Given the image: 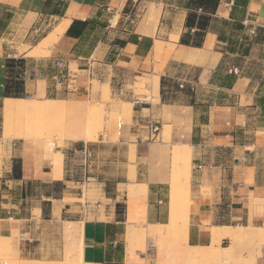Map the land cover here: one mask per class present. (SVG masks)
Here are the masks:
<instances>
[{
	"label": "crops",
	"instance_id": "crops-1",
	"mask_svg": "<svg viewBox=\"0 0 264 264\" xmlns=\"http://www.w3.org/2000/svg\"><path fill=\"white\" fill-rule=\"evenodd\" d=\"M188 1L148 0L140 19L130 0H0V108L8 98L6 84L16 79L29 96L64 94L78 101L88 95L92 78L110 87L116 82L117 95L132 104L134 91L143 88L141 79H151L154 101L132 108L137 126L128 132L135 159L131 184L146 186V223L166 225L172 146L161 142L160 131L150 136L146 124L162 127L165 121L182 119V142L175 146L191 149L187 241L203 246L212 226L264 223V214L249 213L250 197L255 202L264 198V0H220L199 46L179 42ZM151 13L154 21L143 22ZM188 31L193 35L198 29ZM179 66L186 71L177 72ZM31 71L36 76L27 78ZM60 72L63 78L57 83L54 77ZM43 100L50 137L54 113L61 107L57 99ZM83 143L54 151L61 153L56 164L43 149L12 143L0 164V236L25 231L28 253H34L36 238L25 226L33 209L40 211L41 221L62 220L74 209L68 199L79 195L83 180L106 185L97 173L104 162L87 143L92 156L89 166L83 165L76 152ZM126 183H113L105 220L95 214L82 221L85 261L117 264L123 259L125 214L116 206L117 186ZM55 204L58 214L53 213ZM6 242L15 256V246Z\"/></svg>",
	"mask_w": 264,
	"mask_h": 264
},
{
	"label": "rangeland",
	"instance_id": "rangeland-1",
	"mask_svg": "<svg viewBox=\"0 0 264 264\" xmlns=\"http://www.w3.org/2000/svg\"><path fill=\"white\" fill-rule=\"evenodd\" d=\"M146 1L148 0H137V2L130 0L131 4L135 2V7L130 5V9L134 12L135 8H137L140 19L142 15H144ZM145 21H154L152 13L150 17L145 16L143 22ZM122 23L126 24L127 21H123ZM174 67L175 66H173V68ZM176 69L179 73L186 71L185 68H181L180 66ZM151 83V79H141L138 85L143 88L134 91L136 98L143 99V95L145 94L147 100L154 101L153 92L150 89ZM117 86L118 84L116 82L110 87L107 81L92 78L90 80L88 95L81 98L82 100L80 101L64 94L55 95L50 93L46 96H32L37 101L46 98L57 99L58 105L61 107L54 113V120L52 121L53 126L49 127V131H53V134L50 137L46 135L47 119H45V111L44 118L40 120L43 123V140L39 141L24 138L30 131H34L33 127L35 126V122L33 118L13 116L9 120L8 125L5 126L2 108H0V164L8 151L13 148L12 143L14 141H23L33 147L36 146L43 149L46 156H51L53 158L52 163L54 164L57 163V160L61 156L60 152L53 154L54 151H58L66 146L69 147V144L75 146L80 144V142H86L87 144H90L92 151L94 150L97 159L100 162H104V165H101L98 168L97 173L102 177V181L106 182V185L103 186L97 180H83L78 189L79 195L74 199H68L75 203V207L66 215V217H69L65 219L63 218L61 220L60 218H57V220L52 223L44 222L40 219V211L33 209V218L30 221H26L25 226L26 230H28L27 227H30L34 238H36V241L33 242L38 245L36 250L34 253H28L27 244L19 242L18 240L19 229L13 230L9 237H0V264H23V261L25 260L31 261V263L28 264H70V262L67 261H71V257H75V252L79 245L82 244V240L80 239V234L83 230L82 221L86 219H94L96 217L95 214H98V218L100 219H106L105 216L107 215L109 208L112 206V200L107 199V197L112 196V192H114L115 189L113 183L116 180L128 182L117 186L120 200V203H118L120 206L117 207V211L121 216L122 214H125V228L120 237L122 252L119 254V257L122 256L123 259L117 264L125 263V253L128 245V226H132L136 229V234L133 235L131 240L134 243V255L138 263L162 264L161 259L163 258V263L165 262L164 264H170L169 262H171V260L169 261L167 258H172V255H170V249L174 245L181 246L185 252L184 256H190L189 252L191 251L186 249L192 247L189 246L190 244L187 241V229L189 224L187 211L189 188L188 186L186 187L185 184H182V181L181 186L178 188H172V182L174 181L172 178L177 177L179 172H181L179 168L182 161L174 154V146L182 142L184 121L182 119L165 121L159 130L160 135L158 138L161 142L172 146L169 205L172 201L174 209L170 210L168 223L162 226L166 231L163 236L147 234L150 224H146L145 221H143L141 213H136L137 215L133 222L129 223L126 221L128 199L127 190L132 185L140 187L142 184H131L133 183L132 169L135 159L133 156L134 146L128 138V132L137 126L133 121V104L128 99L117 95ZM145 86H147V88H144ZM106 89H108V95L105 93ZM24 96L29 95L26 94ZM91 111L94 112L89 113ZM66 127L70 132L80 133V139L76 140L68 138L69 136L64 132ZM189 152H191V149ZM190 169L191 164H189L188 167L189 172ZM182 173H180V178H183V176H181L183 175ZM40 203L42 202H37L36 205H39ZM44 203L42 205L43 208H45ZM57 207L56 204L53 206L54 214H58L59 212ZM249 207H251V209H249L250 214H264V198L255 202V200L250 197ZM71 218L77 219L78 222H69L68 220ZM240 225L247 226L246 224ZM248 226V229H251V226H256L257 230L264 234V223L254 225L249 223ZM141 229L144 230L145 233L144 246H141L140 236L137 233V230ZM6 240L10 245L12 244L15 246V256L10 254V247ZM230 243V239L221 234L214 242V246L218 251H222L223 248L228 247ZM207 245H203L201 246L202 248L200 247L197 249H203V247H207ZM253 247L256 251L259 249V255L261 253L260 256H255L256 259L254 263L262 264L264 262V240L260 243L243 241L238 245L236 252L232 256V260L236 263L240 260L249 263L250 258L247 256L246 252L250 250L249 248ZM199 264L212 263H208L207 260L201 259Z\"/></svg>",
	"mask_w": 264,
	"mask_h": 264
},
{
	"label": "bare ground",
	"instance_id": "bare-ground-1",
	"mask_svg": "<svg viewBox=\"0 0 264 264\" xmlns=\"http://www.w3.org/2000/svg\"><path fill=\"white\" fill-rule=\"evenodd\" d=\"M190 55L193 57V59L196 58V61H198L197 60V57L199 56L198 52H193L192 54L190 53ZM178 57H180V56H178ZM182 57H183V55H182ZM202 58H204V57H202ZM201 59H200V61H201ZM201 62H203V61H201ZM0 73H1V70H0ZM2 112H3V116H4V125L5 126L8 125L9 120L13 116H23V117L25 116V117L33 118L34 122H35V126L33 127L34 131H30L27 134V136H25L24 138L33 139L35 141L43 140V123L40 120H42L44 118V113H45V101L44 100H38L37 101L32 96L8 97V98L4 99L3 106H2ZM93 112L94 111H91L89 113H93ZM164 128H165V126H164ZM67 131H68L67 135L69 136L68 138H73L76 140L80 139V136H81L80 133H73L72 131L70 132V130H67ZM174 154L178 157V159H180L182 161V163L180 164L181 166L179 168L181 170V172H179L177 177L172 178L174 180L172 182V188H178L179 186H181V181H182V184H185L186 187L188 186V188H189V184H190L189 174H190V172L188 171V167L190 164V156H189L188 146H186V145L175 146L174 147ZM179 163H180V161H179ZM180 170H178V171H180ZM180 173L183 174V175H181V176H183V178L179 177ZM146 191L147 190H146L145 185H141L140 187H136V186L132 185L128 188V190H127V194H128L127 212H126V221L127 222H129V223L133 222L136 215H137L136 213H138V212L141 213L142 219H143V221H145ZM169 206H170V210L174 209V204L172 201L170 202ZM145 223H146V221H145ZM149 226H150V228H148L147 234L163 236V234L166 232L165 229H163V227H162L163 225L150 224ZM249 226L248 225L247 226H243V225L228 226L227 225V226H222V227H220V226H216V227L214 226L213 227L212 226L211 230L210 231L208 230L209 231V234H208L209 242H208L207 247H203V249L199 250L197 248H200L201 246L189 245L192 247H189L186 249H189L191 251V252L188 251L190 253V256H184L185 252L183 251L181 246L174 245L170 249L171 250L170 255H172V258L169 259V257H168L167 259L169 261L171 260V262H169L170 264H199V261L201 259H205L208 261V263H212V264H255L254 263V261L256 259L255 256L256 255L260 256L261 253L259 255V252H258L259 249H258V251H256L254 247L249 248L250 250H248L246 252L247 256L250 258L249 263H245L243 260H240L238 263H236L232 260V256L236 252L238 245H240L243 241L244 242L249 241L250 243H260L262 240H264V234L261 233L260 231H258L256 226H251L250 227L251 229H248ZM137 233L140 236L141 246L142 245L144 246V244H143L144 243V236H145L144 230H142V229L137 230ZM135 234H136V229H134L132 226H128V229H127L128 245L126 248L125 263L124 264H141V263L137 262L136 257L134 255L135 254L134 253V243L131 240V238ZM221 234H223L228 239H230L231 243L228 247L223 248L222 251H218L214 246V242L220 237ZM82 238H83V230L81 231V234H80V239L82 240ZM82 244H83V242H82ZM82 244L79 245L77 251L75 252V257L74 258L71 257V261H67V262H70V264H94L92 262H87L83 259V257H82ZM159 252H160V250H159ZM160 259H161V257H160ZM161 260H162V264H164L165 263V262L163 263L164 259L162 258ZM166 262H168V261H166ZM28 263H31V261H29V260L23 261V264H28Z\"/></svg>",
	"mask_w": 264,
	"mask_h": 264
},
{
	"label": "trees",
	"instance_id": "trees-1",
	"mask_svg": "<svg viewBox=\"0 0 264 264\" xmlns=\"http://www.w3.org/2000/svg\"><path fill=\"white\" fill-rule=\"evenodd\" d=\"M220 0H189L188 8L189 11L186 15L184 28L186 29L181 37L180 43L192 46H199L200 40L202 37V33L208 27V23L210 20V14H213L216 10ZM197 9H201L202 13L198 14ZM196 27L198 31L194 32V36L189 33V29ZM21 62L20 59H18ZM12 60L8 61V64L11 63ZM10 67V65H8ZM23 82L20 79L11 80L5 86V95L8 97H24L26 95L23 91ZM120 204L117 203V207Z\"/></svg>",
	"mask_w": 264,
	"mask_h": 264
},
{
	"label": "built area",
	"instance_id": "built-area-1",
	"mask_svg": "<svg viewBox=\"0 0 264 264\" xmlns=\"http://www.w3.org/2000/svg\"><path fill=\"white\" fill-rule=\"evenodd\" d=\"M57 66L62 68L63 62L60 60L57 61ZM62 74L63 73L60 72V73L55 75L54 78H55V81L57 83L61 82V79L63 78ZM35 76H36V73L34 71H31L26 77L27 78H34ZM147 102H148V100L146 98L145 99L144 98L143 99H139V98L133 99V104L136 106L146 104ZM146 126H147V129H148L150 136H154L155 134H157L159 132L160 125L157 122L149 121V122H147ZM76 152H77V154H79V157L83 162V165L88 167L90 164V158L92 156L91 149L86 145V143H83V145L80 148H78L76 150ZM201 167H202L201 164H198L195 166L196 169H200ZM18 240H19V242H22V243H25L28 241V237H27V234L25 231L19 232ZM262 264H264V262Z\"/></svg>",
	"mask_w": 264,
	"mask_h": 264
}]
</instances>
